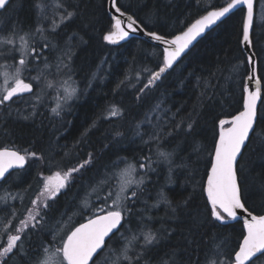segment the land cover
I'll list each match as a JSON object with an SVG mask.
<instances>
[{"label":"trees","instance_id":"obj_1","mask_svg":"<svg viewBox=\"0 0 264 264\" xmlns=\"http://www.w3.org/2000/svg\"><path fill=\"white\" fill-rule=\"evenodd\" d=\"M40 1L11 0L10 9L0 12V32L7 35L13 28L25 32L34 30L39 20L36 5ZM229 1L119 0L118 4L142 25H147L149 30L155 29L171 37L185 30L207 11ZM63 2L69 11L75 10L77 15L66 25H60L59 48L52 51L48 60L51 63L53 58L56 59L71 38L70 46L74 50L72 79L80 89L79 99L70 104L71 111L67 117L62 115L59 118L49 116L44 102L36 115L27 120L18 114L24 112L27 115L29 112L22 108L23 104L17 103L14 108L13 102L0 106V148L14 147L23 154L25 151L36 152L44 157L37 160L29 156L27 166L13 172L16 174L11 181L4 184L8 192L0 189V197L16 193L24 197L22 202L11 198L7 205L0 202V209L7 208L10 212L15 207L16 217L11 220V225L15 226L19 219L26 217V209L31 207L30 200L38 193V175L41 172L49 173V161L57 167L67 168L91 156L92 164L87 170H81L82 175L75 174L77 178L66 189L67 194L62 192L51 209V215L56 219L67 209L68 215L74 216V222L84 221L88 215H72V209L89 196H92L94 204L100 203L88 186L107 166L119 157L139 160L152 155L155 159L154 144L142 142L141 137L135 134L136 125L140 124V130L147 132L158 121H166L165 131L171 132V135L164 140L163 147L169 151L175 150L173 169L169 173L166 164L151 165L155 171L148 173L144 191L137 202L130 205L133 211L127 218L130 220L127 227L132 232L137 231L143 217V223L160 234L159 243L144 253L140 264H162L163 261L206 264L205 253L212 247L213 237L226 240L230 248H234L241 239L242 222L232 221L225 225L210 217L206 185L214 145L219 136V120L231 119L243 109L244 86L250 73L248 56L242 46L246 9L239 8L230 14L168 70L155 87L140 93L138 89L149 75L141 69L147 67L156 71L158 66H162L161 48L138 38L118 44L105 41L103 37L111 27L108 0ZM263 12V0H256L251 39L264 92ZM37 42L42 43L39 39ZM40 43H37L38 47ZM45 55H48L47 50ZM3 63L8 61L0 58V64ZM101 67L102 74L94 77L92 74ZM136 73L140 74L139 80L135 79ZM126 76L132 79L117 87ZM36 89L38 87L34 83ZM202 92L205 94L201 95ZM137 95L140 99H136ZM158 103L168 111L154 113L152 110ZM261 105L255 131L237 165L242 197L254 214H264V121L259 119L260 115H264V108ZM113 106L121 109L122 115L110 117L109 111ZM9 107H12L11 110ZM146 115L152 120L151 125L142 123ZM181 120L183 124L175 129V124ZM189 122L190 131L187 129ZM86 130L87 134L84 135ZM150 147L153 148L152 153L149 152ZM181 164L184 166H175ZM140 171L143 173L144 170ZM161 189L176 206L175 214L163 203L153 207ZM11 231V227L5 231L0 225V247ZM51 234L48 231L34 233L25 242L24 248L29 250V255L35 256V251L31 249L38 250L41 242L51 239ZM130 234L125 232L126 237ZM124 243V239L113 238L111 248L119 250ZM139 243L142 244L143 240ZM114 258L109 250L99 261L113 264ZM14 261L24 264V258L19 255Z\"/></svg>","mask_w":264,"mask_h":264},{"label":"snow or ice","instance_id":"obj_2","mask_svg":"<svg viewBox=\"0 0 264 264\" xmlns=\"http://www.w3.org/2000/svg\"><path fill=\"white\" fill-rule=\"evenodd\" d=\"M247 6V18L243 25L242 41L248 46L252 45L250 36L254 20L253 0H231L226 6L218 5V10H209L206 15L197 19L195 23L182 30L179 34H173L171 38L166 34H161L155 29H148L147 25L128 15L123 6L117 4V0H111L112 13L110 16V30L104 35V40L109 44H118L121 41L137 33L143 32L144 35L161 45L160 60L162 66L158 70L151 71L147 67L141 69L142 72H148L146 82L138 92L143 93L146 89L155 87L156 82L176 65L177 61L193 46L206 30H211L213 26L223 23L237 6ZM11 5L9 0H0V12L8 11ZM40 9L41 19L50 20L51 23L45 26H38L34 30L23 31L13 28L7 35L0 32V58L10 60L11 63L0 64V106L5 102H16L14 98L29 104L32 111L27 115L18 114L21 118L27 120L36 115V108L46 94V89L53 87L52 82L48 81L51 73L48 71L53 65L49 63L48 56L52 51L59 48L58 24L54 17H49L47 9L48 4L41 2L36 5ZM60 13V23L67 24L76 15V11H69L63 0H59L56 5ZM37 34L42 43L37 46ZM69 42L59 55L56 57L55 68L57 72H62L67 79L63 80V92L58 93L56 106L51 108L55 116H60L61 112L70 106V102L79 98L80 89L75 80L72 79L74 71L71 63L74 50ZM47 50L48 55H45ZM252 64L253 73L256 71V62L254 54L247 57ZM41 61L43 62L41 66ZM36 71V75L31 73ZM103 68H98L95 77L102 74ZM132 77L126 76L124 81L117 85L125 84ZM135 79H140V74L136 73ZM249 81L255 84L254 90L245 88L246 98L242 101L243 110L234 115L231 119L219 120L218 142L214 145L213 161L211 162L210 174L207 176L206 194L207 202L210 204L209 215L215 221L221 224H227L230 221L242 222L241 239L234 248H230L226 240H216L213 237V245L205 253L206 264H264V214H253V211L246 206V200L242 197L241 186L237 176L238 157H241L242 149L249 141V135L253 132L254 125L258 119V102L261 101L260 79L255 75L247 77ZM44 86L41 87V82ZM71 81V84H69ZM36 84L39 91H33V84ZM91 81H89V86ZM134 86V85H133ZM206 91V89H205ZM30 94V95H26ZM205 93L202 92L201 95ZM136 99H140L137 95ZM31 102V103H30ZM264 108V104L261 105ZM154 113H166L167 109H162L158 103L152 110ZM122 115V110L113 106L109 111L110 117ZM175 117H173L174 119ZM259 119L264 121V115ZM142 123L152 124V120L146 115ZM183 120L175 124L178 129ZM95 121H93V125ZM228 125V127H225ZM167 122L158 121L150 131L142 132L140 124L136 125L135 134L141 137L145 144L150 142L154 144V155L142 157L137 160H128L125 157H119L107 166L102 174L98 176L89 188L96 200L100 203L94 204L92 196L84 198L75 208L72 209V215H88L87 222H81L78 226L73 225L68 232L64 233L55 248L45 246L43 242L39 249L35 251V256L29 255V250L24 248L25 242L32 233L44 231L51 232L53 236L59 233L66 223L70 222L72 217L68 215L65 209L60 214L59 219L51 215V209L57 203L56 198L69 187L70 183L77 178L75 174L81 173V170H87L92 164V157L89 156L83 162L75 166L63 168L55 166L51 161L48 162V171L50 174H39L40 185L38 193L30 200L31 207L26 209V217L19 219L15 226L11 225V220L16 217L15 207L9 212L7 208L0 209V225L6 231L12 228L11 233L7 234L3 247H0V264H9L14 256H22L24 264H98L101 256L111 250L114 254L113 264H140L144 253L150 247L159 243L160 234L153 230L147 224L138 226L136 232H132L127 224L130 220L127 218L132 213L131 204L136 203L140 198V193L144 191V184L148 178V173L155 171L152 164H166L171 173L174 166L175 150L169 151L163 147L164 140L171 135V132L165 131ZM187 129L191 130V122ZM90 130V129H88ZM85 131L84 135L87 134ZM119 135V133H118ZM147 136V139L144 137ZM153 152V148H149ZM68 155V153H65ZM31 156L37 160H43L44 157L36 152L28 153L25 151L9 150L7 148L0 150V189L8 192L4 184H8L16 174L13 169H24ZM135 161V162H133ZM183 167L184 165H175ZM143 169V173H141ZM157 203L153 207H158L160 203L168 206L170 211L175 214L176 206L168 199L166 193L161 189L157 194ZM9 198L23 201L24 197L20 193L9 194L0 197V202L7 205ZM246 214V215H245ZM151 219V217H147ZM122 224L124 227L122 229ZM125 232L131 233L125 236ZM121 238L125 240L121 249H112V239ZM106 240L108 241L106 245ZM143 240V243H139ZM52 242L49 241V244ZM103 249L104 252H100ZM100 253L98 256L97 253ZM95 257V259H94ZM162 264H174V261H163Z\"/></svg>","mask_w":264,"mask_h":264},{"label":"rangeland","instance_id":"obj_3","mask_svg":"<svg viewBox=\"0 0 264 264\" xmlns=\"http://www.w3.org/2000/svg\"><path fill=\"white\" fill-rule=\"evenodd\" d=\"M42 1L43 0H41L39 3H41ZM58 2H59V0H44V3H46V4H48L50 6L47 9V13L50 14L49 17H54L56 22L61 25V23H60V13H61V11L60 10L57 11V9H56V5H57ZM263 3H264V0H263ZM37 11H38L37 12V16H38L39 20H38V25L35 26V28L38 27V26H45L46 24L48 25V24L51 23L50 20H42L41 19V13H40V9L38 7H37ZM262 15H264V12L262 13ZM38 38H39V34H37V40H38ZM37 43H40V42H37ZM58 55L59 54H57V56ZM7 61H8V63H11L10 60H7ZM42 64L43 63H41V66H42ZM50 64L53 65V67L48 69V71L51 73V75L48 76V81L52 82L53 87L50 88V89H46V94L44 95L42 101L38 104V106L36 108V111L39 109V106L41 105V103L44 102L46 104L45 109L48 111L49 116H53V117L59 118V117H62V115H64L65 117H67L69 115L70 111H71L70 106L67 107L64 111H62L60 116H55L51 112V108L56 106L58 93H62L63 92V87L67 86V85H63V80L67 79V77H65L62 72H57V70L55 68L56 59L53 58V61ZM31 75L35 76L36 75V71L33 70ZM0 81H2V77H0ZM69 84H71V81H69ZM40 86L41 87L44 86V82L43 81L41 82ZM37 91H39V88L36 89L35 92H37ZM76 100L77 99L72 100L70 102V104H72ZM14 101H16V102L15 103L13 102V108L15 107V104L21 103V104H23L22 108H24L26 111H29V112L32 111V109H31L29 104H25L23 101H19V100H14ZM11 108L12 107H9L8 109L11 110ZM60 234H61V232H60ZM107 258H108V256L106 257V259ZM109 263L110 262L105 263V261L102 260V261H99L98 264H109Z\"/></svg>","mask_w":264,"mask_h":264},{"label":"water","instance_id":"obj_4","mask_svg":"<svg viewBox=\"0 0 264 264\" xmlns=\"http://www.w3.org/2000/svg\"><path fill=\"white\" fill-rule=\"evenodd\" d=\"M11 0H9V2H10ZM118 1L119 0H117V4H118ZM229 2H231V0L229 1ZM228 2V3H229ZM253 4H254V8H253V12H254V20H253V26H254V21H255V17H256V0H253ZM119 5V4H118ZM227 4H225L224 6H226ZM239 8H245L246 9V18H247V6L246 5H244V6H237V9H235V10H233V12H235L236 10H238ZM107 10H108V15H109V17L111 16V13H112V7H111V0H108V3H107ZM211 10H218V8H213V9H211ZM232 12V13H233ZM127 13V12H126ZM231 13V14H232ZM128 15H131V14H129V13H127ZM207 14V13H206ZM206 14H204V15H206ZM230 15V14H229ZM202 17V16H201ZM200 17V18H201ZM200 18H198V19H200ZM246 18H245V21H246ZM193 23H195V21L193 22ZM192 23V24H193ZM189 26H191V25H189ZM188 26V27H189ZM216 26H213V28H215ZM212 28V29H213ZM187 29V28H186ZM185 29V30H186ZM211 29V30H212ZM211 30H206V32L200 37V38H198V40L196 41V42H194V44H193V46H191L190 48H189V50L180 58V60L209 32V31H211ZM252 31H253V27H252V29H251V32H250V36H252ZM179 34V33H178ZM132 38H138V39H141V40H144V41H146V42H148V43H150V44H152V45H155V46H158V47H162L161 45H159V43L158 42H156V41H153V40H151L149 37H147L146 35H144L143 34V32H140V31H138L137 33H135V34H132L129 38H128V40H125V41H121L120 43H125V42H127V41H129L130 39H132ZM169 38H171V37H169ZM242 46H243V50H244V52L246 53V55L247 56H250V55H253L254 54V60H255V62H256V71H255V73H253V70H252V68H253V66H252V64H250L249 63V66H250V73H249V75H255L257 78H259L260 79V88H261V101L260 102H258V105H257V109H258V112H259V108H260V105H261V103H262V100H263V95H264V92H263V84H262V81H261V78L259 77V74H258V62H257V57H256V54H255V52L253 51V47H252V45L251 46H248V45H246L245 43H243V41H242ZM180 60H178L177 61V63L180 61ZM176 63V64H177ZM175 66V65H174ZM173 66V67H174ZM245 88H248L249 90H254V88H255V84L253 83V81H249L248 79H246V82H245V86H244V99L246 98V92H245ZM33 91H34V86H33ZM26 95H29V94H26ZM243 110V109H242ZM258 120V119H257ZM257 124V123H256ZM228 127V126H227ZM255 128H256V125H254V129H253V132L252 133H250V135H249V140H250V138H251V136H252V134L254 133V131H255ZM217 142H218V140H217ZM249 142V141H248ZM248 142H246V145L248 144ZM246 145H245V147H246ZM245 147L242 149V153H243V151H244V149H245ZM3 149H5V148H1L0 150H3ZM7 149H9V150H13V149H10V148H7ZM16 151V150H15ZM242 153H241V156H242ZM239 160H240V158L238 157V162H239ZM212 161H213V159H212ZM238 162H237V165H238ZM15 170H17V169H13L12 170V172L13 171H15ZM20 170V169H19ZM209 174H210V171H209ZM208 174V175H209ZM254 214V213H253ZM246 215V214H245ZM85 222H87V221H85ZM230 222H232V221H230ZM122 227V226H121ZM106 243H107V240H106ZM103 249H101L100 250V252L102 251ZM99 254V252L97 253V255ZM94 259H95V257H94ZM90 264H91V262H90Z\"/></svg>","mask_w":264,"mask_h":264},{"label":"flooded vegetation","instance_id":"obj_5","mask_svg":"<svg viewBox=\"0 0 264 264\" xmlns=\"http://www.w3.org/2000/svg\"><path fill=\"white\" fill-rule=\"evenodd\" d=\"M9 103H12V102H11V101L7 102V104H9ZM13 149H16V148L13 147ZM16 150H17V149H16ZM26 166H27V165H26ZM46 169H47V168H46ZM22 170H23V169H22ZM16 171H21V170H16ZM16 171H14V172H16ZM40 174H43V175L46 176V175H48V174H50V173H44V172H41ZM87 219H88V217H87L84 221L74 222L73 220H75V219H74V216H73L72 219H71V221L68 222V223H66L65 226L63 227V229L60 231L61 234H60V232H59L58 234H56L55 236H53V234H51V239H48V240H46V241L44 242L45 246L55 248V247L58 245V243H59L60 237H61L64 233L68 232V230H69L71 227H73V225L78 226L79 223H81V222H85V221H87ZM33 234H34V233H32L31 235H33ZM31 235H30L29 238H31ZM49 241H51L52 243L49 244ZM3 246H4V244H3ZM3 246H2V247H3ZM16 259H18V255H17V256H14V257L10 260V262H12L13 264H15L17 261H14V260H16ZM16 264H18V263H16Z\"/></svg>","mask_w":264,"mask_h":264}]
</instances>
